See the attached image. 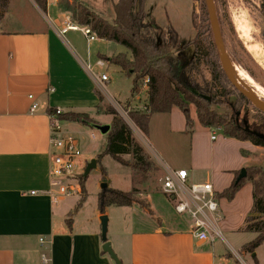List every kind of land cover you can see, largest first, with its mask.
Here are the masks:
<instances>
[{"label": "crops", "instance_id": "0c3cea01", "mask_svg": "<svg viewBox=\"0 0 264 264\" xmlns=\"http://www.w3.org/2000/svg\"><path fill=\"white\" fill-rule=\"evenodd\" d=\"M26 1L34 8L39 23L45 22L43 29L0 31V264H115L102 251L100 217L103 214L94 210L92 217L84 220L87 197L75 212L79 201H68L65 196L54 203L48 195L50 121L47 110L74 112L68 106L70 101L63 97L60 80L54 82L51 78V65L61 59L60 50L51 44L52 35L60 36L68 14L57 11L60 0H47L46 14L33 0ZM80 1L85 4L84 0ZM43 17H48L50 23L43 21ZM88 57L89 54L86 63ZM144 91L146 94V88ZM33 102L37 108L31 112ZM178 110L173 108L165 115L170 118V132L184 137L185 126ZM198 136L199 133L190 137L188 165L171 167L164 160L160 164L153 162L161 173L160 180L165 169L184 170L189 184L210 183L215 193H220L231 184L235 173L253 165V156L259 150L249 142L226 137L211 140L210 136V152L227 158L221 161L219 157L216 163L210 160L207 168L211 174L202 182L198 181L196 170L205 166L207 159L204 153L205 164L199 163V149L203 144H199ZM241 151L249 155L244 156ZM141 196L148 209L139 204L120 207L121 216L112 230L114 240H109L106 234L122 264L224 263L219 262L222 247L216 241L200 242L191 235L188 217L189 222L182 225L161 211L164 206L174 210V200L162 193L160 183L155 190ZM157 196L164 199L160 201ZM218 203L221 231L240 232L252 208L251 184L245 182L232 201L223 198ZM105 214L109 217L107 211ZM43 257L46 263H42Z\"/></svg>", "mask_w": 264, "mask_h": 264}, {"label": "rangeland", "instance_id": "374dc122", "mask_svg": "<svg viewBox=\"0 0 264 264\" xmlns=\"http://www.w3.org/2000/svg\"><path fill=\"white\" fill-rule=\"evenodd\" d=\"M116 1L84 0L92 11L100 14L109 22L114 16L113 4ZM144 2L142 7L147 20L157 23L162 29L170 27V31L176 35L180 45L187 47L184 53L189 51V46L196 37H199L201 41L205 38V44L210 40L213 43V33L203 0H145ZM213 2L220 23L224 48L232 64L237 69L236 78L255 93L248 83L239 77L238 72L243 71L264 91V10L262 0H213ZM8 6V10L3 13L0 20V31L27 32L43 29L45 22L43 24L39 23L34 8L26 0H12ZM68 17L69 21H71L69 14ZM42 19L46 23H50L48 17H43ZM67 19L65 17L63 21L65 22ZM63 27L64 23L61 29ZM52 38L51 44L56 45L55 48L60 50L61 59L59 63L56 62L53 66L51 65V78L54 82L60 80L63 97L70 101L68 106L74 112L88 115L97 125H110L112 116L97 113V106L102 103L114 108L150 160L157 164L164 160L171 167L189 164L192 147L190 137L199 133L198 142L203 145L199 149L198 160L201 165L205 164L203 155L205 153L207 161L205 166L196 170L198 181L203 182L206 176H210L211 170L207 168L210 160L214 159L216 163L220 158L221 161L227 158L226 156L216 157L214 152H210V143L208 142L210 136L214 135L219 140L225 139V137L220 130L203 129L197 122L195 108L192 104H189L190 117L193 122L190 134L185 133L186 136L184 137L179 134H172L169 125L170 118L165 114L153 115L149 123L148 132L144 134L134 125L128 114V112L141 111L140 109L145 105L147 95L143 85H141L140 91L131 97L132 78L125 75L115 65L106 63L103 68L93 67L92 71L97 78H99L101 73H106L109 80L104 84V87L98 86L92 80V77L85 72L84 64L88 54V61L94 65L99 55L110 57L115 54L125 53L126 49L124 47L99 39L88 45L78 31H70L59 37L52 35ZM245 67L253 72L256 80L248 74ZM68 87L74 91L69 92L70 89ZM255 95L260 98L256 93ZM233 98H228V101L221 106L214 105L213 109L217 113L231 116L232 107L230 104H232ZM100 99L102 102H100ZM260 99L264 100V98ZM178 113L181 116L183 126H185L182 112L178 110ZM257 115L258 112L253 106L246 102L241 104V110L235 121L241 124L243 120L249 125L255 121ZM172 126L176 125L173 124ZM61 130L63 135L72 136L78 140L81 156L78 158L76 167L78 174L76 177L83 175L85 178L84 187L87 192V201L83 212L84 220L91 218L94 210H99V197L104 194L102 184L107 185L106 190L120 192H129L132 189L143 192V188H146L147 191L155 190L158 183L162 184L164 176L161 180L158 177V179L156 178L153 181L152 176H149V183L141 186L138 182L139 179H134L128 168L121 166L110 156L103 155L107 137L106 135H101L94 128L80 122H64L61 123ZM205 144L207 145L205 146ZM99 155L103 156L98 159ZM121 157L125 161L129 159L127 155H122ZM91 160H95L96 165L92 166L88 174L84 176L86 167ZM252 162L253 165L251 166L264 168V147H259V150L253 156ZM170 163L173 165H170ZM76 177L73 182L74 185L78 184ZM139 195L137 197L143 199ZM157 197L159 200L164 199L161 196ZM79 198L80 192L66 196V200L74 203L78 202ZM133 204L139 203L134 201ZM121 210L123 209L114 206L104 209L103 215L107 217V238L109 240H114L112 230L121 216L119 214ZM106 211L109 213V217L105 214ZM161 211L177 219L182 225H186L189 222L187 216L176 214L173 207L164 206L163 209L161 207ZM222 235L224 240H215L216 244L222 247L220 248L222 256L219 262H224L225 264H264V242L252 254L242 250V246L250 243L255 238V234L244 231L229 234L222 230ZM108 242L110 243V241ZM254 256L256 262L253 259Z\"/></svg>", "mask_w": 264, "mask_h": 264}, {"label": "trees", "instance_id": "16d2710c", "mask_svg": "<svg viewBox=\"0 0 264 264\" xmlns=\"http://www.w3.org/2000/svg\"><path fill=\"white\" fill-rule=\"evenodd\" d=\"M8 1L0 0V18L7 10ZM33 1L39 10L46 14L47 0ZM144 1L117 0L113 4L114 16L110 22L100 14H96L80 0H60L57 4V11L69 14L72 23L79 27L89 28L99 40L117 44L126 49L125 53L110 57L99 55L98 59L115 65L125 75L132 78L131 97L140 91L141 85L147 80L146 112L142 110L128 112L131 121L144 134L148 132L149 122L153 115L169 113L173 108L182 112L185 119V133L190 134L193 122L190 117L189 104H192L195 108L197 122L201 127L220 130L226 138L249 142L256 147H264V139L255 135L257 133L264 137L263 113L255 109L258 115L249 125L243 120L241 124L235 121L241 110V104L248 101L234 89L226 77L214 41L212 43L210 40L205 44V38L201 41L199 37H196L189 46V51L184 53L187 47L180 45L176 35L170 31V27L162 29L157 23L147 20L142 7ZM262 3L264 10V0ZM245 69L253 79L256 78L250 69L246 67ZM230 97H234L230 104L231 116L217 113L213 109L214 105L221 106ZM100 102H102L101 99ZM54 112L55 109L47 110L48 115ZM97 113L112 116L103 155L110 156L121 166L128 168L133 178L139 179L141 186L149 183L151 176L152 181L158 179L160 171L132 136L131 130L115 109L101 103L97 106ZM57 119L63 123L80 122L92 128L97 125L88 115L72 111L58 115ZM241 153L244 156L249 155L246 152L241 151ZM103 155H99L98 159ZM122 155H127L129 159L123 160ZM245 171L246 176L240 180L238 179L240 172L235 173L231 184L220 193H216V199L224 198L230 202L245 182L251 184L252 208L241 231L255 234V238L242 247L243 251L252 254L264 242V168L251 166ZM76 178L80 187V198L74 208L75 212L87 197L84 187L85 178L83 175ZM146 191V188H143V192L137 189L129 192L106 190L99 197V211L104 214V209L107 207H131L134 201H137L144 209H148L147 202L137 197ZM253 259L256 262L255 256Z\"/></svg>", "mask_w": 264, "mask_h": 264}, {"label": "built area", "instance_id": "2783aa9c", "mask_svg": "<svg viewBox=\"0 0 264 264\" xmlns=\"http://www.w3.org/2000/svg\"><path fill=\"white\" fill-rule=\"evenodd\" d=\"M67 18L64 22V27L59 32L60 35H64L68 31H78L88 45L98 39L89 28L74 25L69 21V17ZM105 66L106 62L101 59H97L94 65L89 61L84 64L85 71L100 85L108 82L109 79L106 73H101L99 78H97L92 70L93 67L103 68ZM146 85L147 80L143 82V88L147 90ZM31 98L29 96V99ZM36 108L37 104L33 102L30 111L34 112ZM140 110L146 112L145 105ZM62 113L60 109H55L54 113L48 115L50 121L48 167L50 189L48 195L53 199L54 203L61 197L80 192L79 185H74L73 182L78 174L76 167L81 152L78 140L72 136H65L61 132V122L58 121L57 116ZM215 139L216 137L211 135V140ZM165 170L161 191L174 200V211L176 214L185 215L190 219L191 235L200 242H214L217 239L224 240L218 225V221L221 219L219 214L220 207L212 184H189L186 171ZM31 194H34V192H31ZM46 261L43 257L42 263H46Z\"/></svg>", "mask_w": 264, "mask_h": 264}, {"label": "water", "instance_id": "95a60500", "mask_svg": "<svg viewBox=\"0 0 264 264\" xmlns=\"http://www.w3.org/2000/svg\"><path fill=\"white\" fill-rule=\"evenodd\" d=\"M204 5L207 12L208 21L213 33V41L216 47L219 60L222 66V69L228 78L231 85L236 89L252 106L254 109L260 111L264 114V100L258 98L252 90L248 89L244 84L239 82L236 78V71L237 69L232 64L222 41L221 31L219 27L218 18L214 8L213 0H204ZM93 128L97 130L101 135H106L110 129L109 125H94ZM255 135L261 139H264L263 136L255 133ZM95 160H91V162L87 165L85 175L86 176L91 169L92 166H95ZM246 176L245 169H242L239 173L238 179H242ZM107 188L106 184H102V191L105 192ZM100 226H101V240L103 241L102 251L107 254L110 259L115 264H122L116 254L113 252L111 244L107 241L106 234H107V217L101 216L100 217Z\"/></svg>", "mask_w": 264, "mask_h": 264}, {"label": "bare ground", "instance_id": "6f19581e", "mask_svg": "<svg viewBox=\"0 0 264 264\" xmlns=\"http://www.w3.org/2000/svg\"><path fill=\"white\" fill-rule=\"evenodd\" d=\"M239 77L246 81L248 83V85L255 91V93L260 97V98H264V91L261 90V87H258L253 80L247 75L245 74L243 71H239L238 72Z\"/></svg>", "mask_w": 264, "mask_h": 264}]
</instances>
